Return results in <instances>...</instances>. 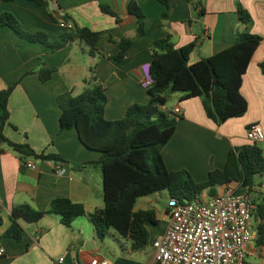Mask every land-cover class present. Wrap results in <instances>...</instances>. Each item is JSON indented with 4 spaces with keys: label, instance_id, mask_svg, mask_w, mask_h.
<instances>
[{
    "label": "crops",
    "instance_id": "0c3cea01",
    "mask_svg": "<svg viewBox=\"0 0 264 264\" xmlns=\"http://www.w3.org/2000/svg\"><path fill=\"white\" fill-rule=\"evenodd\" d=\"M127 1L48 0L44 7L30 0H0V12L13 13L24 30L44 31L53 41L75 31L77 26L102 32L98 48L103 55L92 57L95 74L105 87L104 115L108 120L124 117L133 103L150 101L151 95L141 85V79L143 67L151 61L154 40L170 34L175 47L194 42L189 55V62L193 63L227 48L241 32L260 35L262 41L253 53L241 86L248 103L245 114L217 122L208 116L203 98L181 99L180 93L170 97L169 107L168 103L163 107L171 109L179 104L183 109L173 135L162 148L167 168L187 169L195 181H205L211 170L224 168L231 149L249 143L250 125L260 124L264 130V72L260 65L264 62V0H240L250 14L247 23L237 12L236 0H171L169 15L164 19L161 15L167 11L165 4L159 0H138L145 13L143 36L136 34L137 21L128 12ZM100 4L109 5L118 18L103 12ZM123 37H129L132 45L124 59L118 61L113 56L120 46L110 38ZM76 41L80 42L76 39L53 51L41 42L20 37L11 28L0 27V90L17 82L9 97L10 123L4 133L12 141L28 143L38 153L58 157H28L22 161L8 145H0V248L4 249L0 264H99L104 258L101 239L87 216L104 206L101 168L91 163L99 160L101 152L87 147L75 127H61L62 109L57 101L58 95L68 90L78 94L86 87L85 78L78 77L80 66L72 62ZM40 59L56 68L46 81L40 79L37 71H31ZM258 145L264 155V140ZM28 161L35 162L37 167L27 166ZM59 167L62 173H58ZM225 187H219L218 192ZM158 193L139 197L135 209L153 208L154 195ZM56 197L82 203L87 214L77 216L67 226L59 214L47 212L38 221L20 220V239L3 235L11 224L14 206L30 204L47 211ZM166 211L165 208L163 217L156 213L159 221L166 222L156 234L166 228ZM244 264H264V244L258 242L256 230L254 239L247 244Z\"/></svg>",
    "mask_w": 264,
    "mask_h": 264
},
{
    "label": "trees",
    "instance_id": "16d2710c",
    "mask_svg": "<svg viewBox=\"0 0 264 264\" xmlns=\"http://www.w3.org/2000/svg\"><path fill=\"white\" fill-rule=\"evenodd\" d=\"M30 1L44 7L48 5V0ZM159 1L167 7L161 15L164 19L169 15L171 0ZM236 6L241 20L247 23L249 12L240 0H236ZM100 8L118 18L109 5L100 4ZM127 10L136 18V34L145 35V13L139 1L128 0ZM0 27L11 28L20 37L41 42L53 51L78 39L88 47L91 56L103 55L98 48L102 32L85 26H77L75 31L53 41L44 31L24 30L13 13L3 11L0 12ZM110 40L120 46V51L113 58L123 60L132 40L129 37ZM261 41L258 34L241 32L227 48L190 63L194 42L175 47L170 34L154 40L149 63L153 83L146 88L151 99L145 104H131L125 116L115 120L105 118V87L95 74L96 64L91 66V76L84 80L86 87L78 94L68 90L58 95L57 101L62 109L61 127H75L87 147L101 152L99 160L91 163L101 168L104 206L87 214L82 203L67 197L52 199L47 211L30 204L16 205L11 210V224L3 235L20 239L23 232L20 220L38 221L47 212L59 214L67 226H71L77 216L87 214L101 240L109 229L114 228L130 240L131 250L138 251L149 244V224L159 222L154 208L135 209L139 197L166 190L169 196L189 200L204 191L209 195L217 194L219 187L238 182L247 187L251 196L252 214L259 221L255 229L257 240L264 244V155L257 142L249 141L231 149L224 168L211 170L202 182L195 181L187 169L169 170L162 156V148L173 135L180 117L163 109L173 94L180 93L181 99L203 98L208 116L217 122L246 113L248 103L241 93L243 76ZM260 65L264 72V62ZM55 70L40 59L31 71H37L40 79L46 81ZM16 83L0 90V145H8L22 161L28 157L57 160L56 155L38 153L28 143L12 141L5 135L4 128L10 123L8 101ZM114 263L146 264L124 256L117 257Z\"/></svg>",
    "mask_w": 264,
    "mask_h": 264
},
{
    "label": "built area",
    "instance_id": "2783aa9c",
    "mask_svg": "<svg viewBox=\"0 0 264 264\" xmlns=\"http://www.w3.org/2000/svg\"><path fill=\"white\" fill-rule=\"evenodd\" d=\"M153 79L149 65L143 67L141 85L148 88ZM170 115H181L177 104L164 109ZM250 141L264 140L260 124L247 129ZM36 168L37 164L27 162ZM58 173L63 169L58 168ZM240 184H227L214 195L206 191L189 200L169 196L166 213V228L151 241L152 256L147 264H244L247 244L254 239L252 224V199L248 189L241 191ZM4 249L0 248V255ZM59 261H63V257ZM99 264H115L109 259H100Z\"/></svg>",
    "mask_w": 264,
    "mask_h": 264
},
{
    "label": "rangeland",
    "instance_id": "374dc122",
    "mask_svg": "<svg viewBox=\"0 0 264 264\" xmlns=\"http://www.w3.org/2000/svg\"><path fill=\"white\" fill-rule=\"evenodd\" d=\"M72 62L80 66L78 72L79 79L89 78L91 76L90 67L95 65L94 58L89 54L88 47L84 43L79 41L75 42V49L72 56ZM170 102V103H169ZM168 107L172 104V98L167 102ZM169 193L166 190L154 195L153 208L160 217H163L164 210L168 204ZM166 222L162 219L158 224L151 226L150 241L149 244L138 251L131 250V242L124 235L120 234L114 228L109 229L107 234L100 241L101 255L105 259H109L115 262V259L119 256L132 258L134 260L148 263L152 256L151 241L158 232V230L165 227ZM253 227L256 229L257 220L253 217Z\"/></svg>",
    "mask_w": 264,
    "mask_h": 264
}]
</instances>
